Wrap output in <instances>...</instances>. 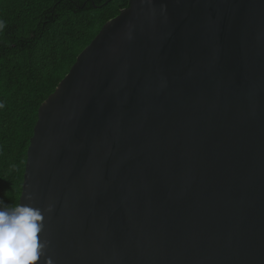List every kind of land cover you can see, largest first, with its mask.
<instances>
[{"label": "water", "instance_id": "95a60500", "mask_svg": "<svg viewBox=\"0 0 264 264\" xmlns=\"http://www.w3.org/2000/svg\"><path fill=\"white\" fill-rule=\"evenodd\" d=\"M127 1L39 107L19 203L54 264H264V0Z\"/></svg>", "mask_w": 264, "mask_h": 264}, {"label": "trees", "instance_id": "16d2710c", "mask_svg": "<svg viewBox=\"0 0 264 264\" xmlns=\"http://www.w3.org/2000/svg\"><path fill=\"white\" fill-rule=\"evenodd\" d=\"M127 0H0V200L19 203L38 109Z\"/></svg>", "mask_w": 264, "mask_h": 264}, {"label": "clouds", "instance_id": "9594fccd", "mask_svg": "<svg viewBox=\"0 0 264 264\" xmlns=\"http://www.w3.org/2000/svg\"><path fill=\"white\" fill-rule=\"evenodd\" d=\"M44 212L31 203L0 200V264H54L47 251L50 242L43 237Z\"/></svg>", "mask_w": 264, "mask_h": 264}]
</instances>
